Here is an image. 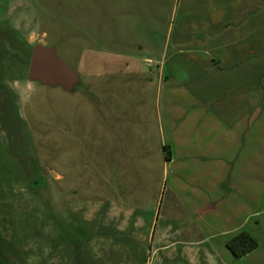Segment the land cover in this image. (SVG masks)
<instances>
[{"label":"rangeland","instance_id":"1","mask_svg":"<svg viewBox=\"0 0 264 264\" xmlns=\"http://www.w3.org/2000/svg\"><path fill=\"white\" fill-rule=\"evenodd\" d=\"M204 1L0 0L4 264H264V223L253 236L258 248L228 263L204 259L210 245L197 244L192 226L181 232L183 218L165 217L168 186L154 154L161 136L158 65L181 18L199 22ZM204 32L189 31L199 39ZM35 44L53 46L76 71L71 90L28 78ZM210 78L224 83L234 76ZM261 81L264 75L256 86L249 80L227 106L215 101L226 106L228 125L240 117L264 126ZM210 83L197 87L208 91ZM223 126L214 127V139L234 137L238 127Z\"/></svg>","mask_w":264,"mask_h":264},{"label":"crops","instance_id":"2","mask_svg":"<svg viewBox=\"0 0 264 264\" xmlns=\"http://www.w3.org/2000/svg\"><path fill=\"white\" fill-rule=\"evenodd\" d=\"M263 4L264 0H205L199 22L182 17L183 27L175 36L170 29L169 39L174 36L175 44L169 52L164 49L158 65L161 136L154 154H159L168 186L165 217L183 218L181 232L187 225L193 227L197 244L210 245L204 252L207 260L233 259L226 241L242 230L257 238L255 229L264 223V126L260 122L252 127L257 119L244 125L240 117L234 126L226 122V106L237 90L249 80L256 86L264 75ZM196 28L207 34L194 38L189 31ZM227 71L234 78L224 83L210 78ZM205 80L211 81L208 91L197 87ZM220 98L226 106L214 107ZM232 103L241 104L237 99ZM220 125L227 132L238 129L234 137L214 139L213 129Z\"/></svg>","mask_w":264,"mask_h":264},{"label":"water","instance_id":"3","mask_svg":"<svg viewBox=\"0 0 264 264\" xmlns=\"http://www.w3.org/2000/svg\"><path fill=\"white\" fill-rule=\"evenodd\" d=\"M27 76L41 84L71 90L78 82L76 71L62 62L53 46L35 44L29 59Z\"/></svg>","mask_w":264,"mask_h":264},{"label":"trees","instance_id":"4","mask_svg":"<svg viewBox=\"0 0 264 264\" xmlns=\"http://www.w3.org/2000/svg\"><path fill=\"white\" fill-rule=\"evenodd\" d=\"M225 246L232 257L238 259L256 249L258 242L249 232L242 230L228 239ZM0 264H4L1 256Z\"/></svg>","mask_w":264,"mask_h":264}]
</instances>
